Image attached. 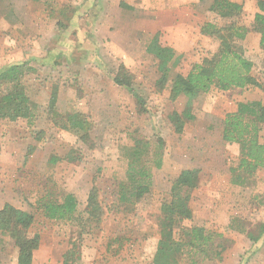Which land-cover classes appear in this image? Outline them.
Listing matches in <instances>:
<instances>
[{"label": "rangeland", "instance_id": "obj_1", "mask_svg": "<svg viewBox=\"0 0 264 264\" xmlns=\"http://www.w3.org/2000/svg\"><path fill=\"white\" fill-rule=\"evenodd\" d=\"M84 2L0 0V49L4 54L0 51V61H6L11 49L20 41L14 60L20 58L18 64L26 62L32 68L25 69L21 82L35 104L31 124L24 118L0 121V208L6 202L32 213L33 223L29 231L40 236L36 264L51 261L60 264L61 255L73 244L76 245L73 264H104L107 258L113 257L126 260L128 253L132 259L138 256V252L147 263L158 238L156 219L159 206L168 196L171 182L182 167L190 163L188 161H196L201 167L214 161L222 170L236 162L229 159L230 151L219 135L221 121L242 98L243 101L259 100L264 104L263 56L258 50L250 54L246 52L245 46L256 47V35L246 43L243 40L244 55L254 62L253 71L262 87L250 86L226 94H200L191 108L194 119L187 121L182 132L177 133L168 115L173 111L181 112L185 99H170L169 87L156 88L155 82L161 75L159 62L146 52L145 46L158 32L160 44L179 54L178 63L169 67V74L186 75L193 64L215 52L219 44L214 37L204 35L203 38L196 25L200 29L202 23L209 21L223 26L230 20L207 10L206 2L194 3L195 8L189 6L197 11L193 18L184 8L177 11L167 1L155 0V3L150 1L155 10H150L156 11L157 18L164 24L158 30L150 23L151 19H139L138 15L131 16L132 13L120 15L116 20L108 19L106 15L97 18L78 16L77 11L85 5ZM254 2L256 0H251V5ZM108 3L112 8L114 2ZM17 4L21 10L34 11L35 17L30 15L31 20H19V30L28 25L29 33L15 34ZM59 8H64L68 14H58ZM45 11L53 12L43 18ZM172 14H176V21L170 18ZM93 19L94 22L90 21ZM252 19L249 9L240 17L241 23L247 26ZM178 21L180 26L174 32ZM14 36L17 37L15 41ZM171 37L185 47L174 48L169 44ZM25 42L29 45L27 49L24 48ZM41 42L48 46L47 49L41 47ZM68 58L69 61L78 58V63H67ZM121 65L133 75L132 87L141 96L142 104L124 86L114 83L113 77ZM3 89L4 86L0 85V93ZM52 91H56L55 108L58 112L79 111L91 122L88 138L95 143L93 148H89L84 139H79L78 134L54 126L46 112ZM260 134L264 142V127ZM132 137H144L151 144L156 137L163 139L162 164L159 168L152 167L151 192L147 199L134 207L117 201L118 183L125 179V154L133 143ZM220 157L225 158L224 161H220ZM210 174L203 171V183L191 198L192 205L200 206L199 216L185 220L183 224H204L214 231L217 229L205 223L214 225L233 220L235 227L245 232L224 228L221 232L225 235L222 240L224 250L235 241L244 242L238 239V234L248 238L247 232L259 237L257 243L260 247L264 243V232L259 233L264 224V168L256 171L247 185H227L219 193L202 192L211 179ZM218 182L222 184V177H218ZM92 187H97L98 201L104 210L98 226L84 219L85 201ZM66 193L73 194L77 200L75 219L45 218L38 200L47 195L61 201ZM252 249L253 246L248 253ZM16 251L13 240L0 233V264H15ZM44 256L49 259L45 260ZM187 261L183 259L181 264H188ZM197 262L217 264L201 257Z\"/></svg>", "mask_w": 264, "mask_h": 264}, {"label": "trees", "instance_id": "obj_2", "mask_svg": "<svg viewBox=\"0 0 264 264\" xmlns=\"http://www.w3.org/2000/svg\"><path fill=\"white\" fill-rule=\"evenodd\" d=\"M241 7L242 4L231 0H211L207 10L230 21L223 26L206 21L200 26L201 34L214 37L219 44L215 52L200 63L193 64L186 75L169 74V67L178 63L179 54L171 47L161 45L157 33L148 42L146 52L158 60L161 72L155 82L156 88L169 87L170 99H185L181 112L173 111L168 115L175 132L181 133L185 123L194 119L191 108L194 99L200 94L212 89L227 91L232 88L262 87L251 73L254 62L244 55L242 42L250 31L257 33L264 64V0H256L257 11L253 14L250 26L240 21L243 15ZM26 68L32 69L26 62L0 68V85L4 86L0 93V120L14 121L24 118L28 123H32L35 104L30 100L21 82ZM113 81L124 86L140 104L143 103L141 96L132 87L133 75L129 74L123 65L113 77ZM55 106L56 91H52L46 112L54 126L78 134L79 139H84L88 147L93 148L95 143L88 138L91 122L87 117L79 111L60 113ZM263 125L264 104L259 100L237 102L236 110L227 112L221 121L219 135L222 141L236 143L239 147L237 165L230 167L232 184L245 186L256 171L264 168V142L261 141L260 134ZM132 141L125 154V179L118 183L117 201L134 207L147 199L151 192L152 167H161L163 139L156 137L153 144L144 137H132ZM202 183L198 168L182 169L172 181L168 196L162 199L159 206L156 219L158 238L150 256L151 263L181 264L185 259L188 264H198L199 257L220 263L225 248L222 244L223 234L203 226L183 224L185 220L193 217L191 198ZM98 192L97 187H92L85 201L84 219L93 226H98L104 215L103 207L98 201ZM38 201L42 214L47 219L73 220L76 217L78 204L71 193L64 194L61 201L53 200L47 195ZM232 221L230 220L228 229L245 232L242 228H236ZM32 223L31 212L6 202L0 208V233L13 240L18 251L17 264H32L33 252L39 246V234L29 231ZM260 228L261 234L264 232V224ZM246 235L252 241L259 239L252 232H247ZM75 246L73 244L62 254V264L74 263Z\"/></svg>", "mask_w": 264, "mask_h": 264}, {"label": "crops", "instance_id": "obj_3", "mask_svg": "<svg viewBox=\"0 0 264 264\" xmlns=\"http://www.w3.org/2000/svg\"><path fill=\"white\" fill-rule=\"evenodd\" d=\"M81 1H85L84 2L85 5H83L80 8V10H79L80 12L77 11L78 16L81 14V16L89 15V16H92L93 18H97L100 15H106L108 19L116 20V18H118L120 15L129 16V13H132L131 16L134 17V16L138 15V18L139 19H143V18H146V17L149 20L151 19L150 23L153 26H156L158 30H160L161 27L164 25L163 22L160 21L157 18V12L150 10V9H154V7L150 6V1L151 2L153 1L152 3H155V0H81ZM115 1H116V3H115ZM161 1H167L168 5L170 4L171 8H174L177 11H178V9H182V8H184V10H186L188 12L190 11V13L192 14V17H193V15L197 11H194L193 8L190 9V7H189L190 5H193L194 8H195V4L196 3H198V2H201V3L206 2V3H208V7H209V5L211 3V0H202V1H200V0H161ZM231 1H235V2H238V3L242 4V7L241 8L244 11L243 13H245V11H247V9H249L250 11H252V16H253V14L257 11L256 2H254L251 5V0H231ZM108 2H114L115 5L113 3L112 4V8H111ZM15 6H16V8H15L16 9V13H15L16 14V17H14V18H16L18 20V23H16V25H15V28H16L15 34L16 33H20V34H22V33H29L30 32V26H28V25H24L23 28H21V31L19 30L20 21L21 22H24V21L31 20L30 15L32 17H35V15L33 14L34 11L33 10H30V11L21 10V8H20V6L18 4L15 5ZM57 10H58V12H57L58 14H68V13H65L66 10L64 8H59ZM73 11H76V10H73ZM52 12L51 11L50 12L45 11L42 14V17L43 18H47V17L50 16V14ZM67 12H69V11H67ZM171 17H172V19H174V21H176V18H175V17H177L176 14H172V16H170V18ZM90 21H93L94 22L95 20L93 19V20H90ZM77 23H78V21H77ZM175 24H177V25H174V28H175L174 32H177L178 31L177 29L180 26V22L178 21ZM196 26H197V29L199 31L198 33H200V29L198 28V25H196ZM11 28H13L12 30H14L15 29L14 28V25H11ZM42 29H43V25H42ZM77 30H78V28H77ZM170 32H172V29H171ZM156 33H158V32H155V34ZM171 34H173V32ZM253 35H256V38H257L256 47L254 46V49H253V47L250 48L248 46H245L246 44H244V46L247 49L246 52L248 54H250L252 52H257V50H258L259 55L260 56L261 55L263 56V53H262V51H261V49L259 47V44H258L259 35L257 33L253 32V31H250L246 35V37L244 39L245 40L244 43H246L248 41V39L251 36H253ZM202 36H203V38H205L204 35H202ZM15 40H17V37H15L14 41ZM43 40H45V39H43ZM26 42L29 43V40H27ZM16 44L17 45H20V41H17ZM169 44L172 45V46H174V48H176V49L177 48H180L181 49V48L185 47L182 44V42H180V41L178 42V40L176 38H174V37H171L169 39ZM17 45H16V47L13 48V50L11 49L9 55L7 56L8 58L6 59V61H2V63L0 61V68H1V66H5V67L8 66L9 67L10 65L18 64V62H20V61H18L20 58H17L16 60H14L17 57V54H16V50L18 49V46ZM40 45H41L42 48H46L47 49V47H48V46H45V45L43 46V42H41ZM28 46L29 45H27V43H26V45H25L24 48L27 49ZM8 47L9 46H5V48H8ZM145 48H146V46H145ZM2 50L3 49L1 48L0 51L2 52ZM2 54H3V52H2ZM28 55L29 54L27 52L26 53V56H28ZM69 60H70L69 58H68V60H66L67 63H71V62L78 63V58L75 59V61H73V60L72 61H69ZM254 68L255 67L253 66V68L251 70V73L261 83V80L254 74V71H253ZM243 89H240V88H232V89H229L227 91H218L217 89H212L209 92L204 93L203 95L208 94V93L214 94L215 92L216 93H224V94H226V93H230V92L242 91ZM243 100H244L243 98L240 99V101H243ZM236 106H237V104L234 105L233 108H232V110H230L229 112L235 111L236 110ZM4 120H6V119H4ZM7 121H10V120H7ZM14 121H16V120H14ZM263 127H264V125H263ZM222 142L224 143L226 149H229V151H230V153H229V159L232 160V161H236L235 163L233 162L232 166L233 167L236 166L237 165V162H238V159H239V147H238V145L236 143H226L224 141H222ZM2 144L4 145V143H2ZM5 147L6 146L4 145V148ZM1 148H2V146H1ZM226 157L227 156H225V158ZM225 158L220 157L219 160L220 161H224ZM210 161H212V160L210 159ZM188 162H190V163H187L185 165V167H182V169H186V168H198L200 170V177H202V178L204 177L203 176V171H206L207 170V171H209V173L212 174V175L210 174L211 176L208 175L211 179H210V181H208L207 185L204 186V189H203L202 192H212V191H214L216 193H219V192H221V189L222 188H225V187H228V186H232V185L239 186V185L232 184L230 182V177H231L230 167H232V166H230L229 168H226V169L225 168H222V170H221L220 168L218 169V167L216 166V164H215L214 161L210 165H203V167H201L200 164H197L196 161L195 162L188 161ZM177 175L174 177V179L177 177ZM218 177H222V179H223L222 184L218 182ZM212 199H214V198H212ZM193 205L190 202V206H191L192 211H193V217L190 220H193L195 216L196 217L199 216L198 208L200 206L199 205L196 206L195 204H193ZM200 205L202 206V204H200ZM215 207H216V205L213 206V209H215ZM228 224H229V220H224L221 223H217V224H214V225H212L211 223L210 224L205 223V225H210L211 227L216 228L217 230H214V231L219 232V233H221L224 228L226 230H229L230 231V229H228ZM194 225L205 227L204 224H200L199 225L198 223H196ZM189 226H191V225H189ZM234 234L237 235V233H234ZM238 236L240 237L238 239H240V240L242 239V240H244V242L242 241V243H239V242H236L235 241V243H233L232 245H230V247H228L226 250H224L222 252V255H221L222 259H221L220 263L221 264H264V243L259 247V244L257 242L260 239L257 240L256 243H255L254 241H250L244 235L238 234ZM251 246H253V249L251 251H249V253H248V250H249V248ZM17 252L18 251L15 252L14 260H13L15 264H17ZM35 257H36V250H34V252H33L32 264H36ZM44 257H46L45 260L49 259L47 256H44ZM130 257H131V254L128 253L126 260H124L123 258L122 259L121 258H118L117 259V258H114V257L111 258V259L110 258L109 259L107 258L106 261H104V264H153V263H151V260H149V262L145 263V260H143L141 258V252H138V256L135 255L134 258H132V259H130ZM60 258H61L60 264H62V259H63L62 258V255H61ZM51 262H49L48 264H52ZM98 264H100V263H98Z\"/></svg>", "mask_w": 264, "mask_h": 264}]
</instances>
